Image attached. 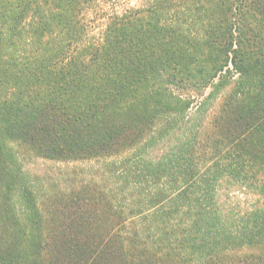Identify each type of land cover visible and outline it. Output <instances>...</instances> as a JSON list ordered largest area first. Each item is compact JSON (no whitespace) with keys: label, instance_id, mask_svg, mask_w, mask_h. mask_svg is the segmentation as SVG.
I'll return each instance as SVG.
<instances>
[{"label":"trees","instance_id":"16d2710c","mask_svg":"<svg viewBox=\"0 0 264 264\" xmlns=\"http://www.w3.org/2000/svg\"><path fill=\"white\" fill-rule=\"evenodd\" d=\"M119 153L100 196L26 177ZM0 264H264V0H0Z\"/></svg>","mask_w":264,"mask_h":264},{"label":"rangeland","instance_id":"374dc122","mask_svg":"<svg viewBox=\"0 0 264 264\" xmlns=\"http://www.w3.org/2000/svg\"><path fill=\"white\" fill-rule=\"evenodd\" d=\"M137 0H133V3ZM107 7L97 9H90L86 14V20L88 23V36L98 39L106 28V12ZM124 154L111 155L110 157L97 158V159H81V160H62V159H32L30 163L26 165V177L30 179L31 183H37V180L41 181L44 193L50 196L52 191L50 186L57 183L58 189L66 191L69 190L78 191L80 189H88L92 191L95 196H100L101 193L109 192L110 188L114 186V179H117V175L122 172L132 171L123 165ZM24 171V169H22ZM110 180H113L110 182ZM122 181L119 182L121 184ZM35 190V189H34ZM39 194V192L35 191ZM233 201L236 200L242 204L243 207H248L249 204L258 200L257 196L246 197L235 191L233 195ZM48 198V199H49ZM237 198V199H236ZM37 199V198H36ZM45 198V200H48ZM243 202V203H242ZM48 212L47 216H50L49 212L55 210L58 213L66 212V209L60 207L58 199H50L47 201ZM62 215V214H61ZM103 218L97 222L96 236H92L91 240L94 242L108 243L114 245L109 239V236L116 234L117 225H119V216L114 214L103 213ZM128 222V221H127ZM126 222V223H127ZM140 224V223H139ZM141 225V224H140ZM142 226V225H141ZM55 230H60L54 228ZM94 233V234H95ZM54 233H52L53 235Z\"/></svg>","mask_w":264,"mask_h":264}]
</instances>
